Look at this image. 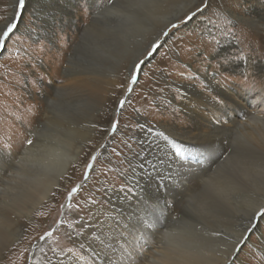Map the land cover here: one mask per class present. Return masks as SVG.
<instances>
[{
  "label": "rangeland",
  "instance_id": "374dc122",
  "mask_svg": "<svg viewBox=\"0 0 264 264\" xmlns=\"http://www.w3.org/2000/svg\"><path fill=\"white\" fill-rule=\"evenodd\" d=\"M73 1L26 0L20 7L19 0H0V27L14 14L18 25L0 44V176L17 172L15 160L28 140L54 143L65 134L60 126L69 124L87 135L77 162L49 200L22 218L17 240L1 252L0 264H62L70 257L102 264L82 240L94 236L92 230L116 208L141 228L133 238L160 223L202 239L173 242L162 234L150 243L160 252L203 245L225 256L244 234L227 264H264V206L249 223L253 205L264 195V154L249 150L236 133L205 136L202 144L176 136L192 126L185 113L190 86L210 103L211 109L199 105V110L213 125L264 115V0H195L175 21L156 27V18L181 0ZM65 3L74 5L71 22L59 9ZM95 16L99 21L90 26ZM207 74L237 96L242 109L220 96ZM74 76L94 78V96L53 89ZM46 117L57 118L59 126ZM75 137L74 147L80 141ZM219 180L234 191L220 196ZM148 249L141 246L144 255L134 264L149 263Z\"/></svg>",
  "mask_w": 264,
  "mask_h": 264
},
{
  "label": "bare ground",
  "instance_id": "6f19581e",
  "mask_svg": "<svg viewBox=\"0 0 264 264\" xmlns=\"http://www.w3.org/2000/svg\"><path fill=\"white\" fill-rule=\"evenodd\" d=\"M10 1L15 3L16 0H10ZM29 1H33V0H29ZM167 1L168 0H144L145 5L150 3L159 4L161 2H167ZM194 2L195 0H181L179 4L180 6L178 5L179 7L171 11L169 9L168 13L166 15L164 14L165 16L162 18L160 17L156 18L157 24H155V27L158 25L164 26L165 24L175 21L177 17L183 12H185L186 9L189 8ZM131 4L128 5L129 8L132 6ZM70 6L71 8L67 7V3H65L64 5L60 4V8H59L60 12L62 13V16L64 18L67 17L66 20L69 22H71L74 17V10H73L74 5L70 4ZM111 12L112 9L107 10L108 14H110ZM124 13H125L124 15L129 14L127 10H125ZM120 14H122V12ZM116 16L121 17V15H116ZM134 16H131V18H133ZM98 21H99L98 18L95 16L92 19L90 26L97 24ZM203 78L205 80V75L203 76ZM93 79L87 77L74 76L68 78L65 84L54 85L53 89L60 93L65 92L70 94H79L91 98L92 96H94L93 92L96 90V86H97L96 82ZM206 80L208 84H210V86L219 93L220 96L224 97L225 100H228L229 103L232 102L233 104H235L236 108L242 109L243 105H241V103L238 101L239 99L237 100V96L235 97V95L230 94L224 87H222L221 84L216 80L215 76H211L210 74H207ZM186 86H188V84H186ZM247 95L249 96V94ZM261 95H264V88L262 89ZM185 99L189 104L188 106L186 105L187 111L185 113L189 117V120L192 122V126L188 130L182 128L183 132L181 131V134L176 136L192 144L194 142H196L197 144L198 143L202 144V142H205V138H204L205 136L208 137L212 134L214 136L216 135L223 136V133H227V134L236 133L242 139H244V142L249 150H253V152L256 153L259 157H262V155L264 154V115L249 116L250 119L246 123L237 122V123H232L231 125L228 124V126L227 125L216 126L217 125L216 123H214L216 125H213L209 121L208 117L204 116V112L199 110L200 109L199 105H202L203 107L209 109H211V105L207 100L206 101L204 100V97L201 96L198 89L193 88L191 86L187 87ZM54 120L58 122L57 118H55ZM54 120L47 117L45 119L46 123L52 122V124L59 126L58 123L54 122ZM237 124L240 125L241 127L239 130L236 128L238 131H235L234 129L236 126H238ZM261 124L262 126H260ZM257 125L259 130L261 129L260 132L257 131L259 134H257L256 130H254L253 128L254 126L256 127ZM60 129L64 130L65 134L63 133L58 134L55 137L54 143H48L46 141L41 140V143L35 144L32 142V144L25 147L20 153V155H18L17 159L15 160V162L18 163L19 165L18 167L16 166L17 172L8 171L6 172L4 177L0 176V181H1L0 254L2 251L7 249V247L10 246L15 240H17V234L20 230L19 224L22 221V218L24 216H27L29 213H31L38 205L45 203L46 201L49 200L50 193L54 191V187L60 184V179L63 177V175L68 171V169L72 166V164H74L78 160L80 149L82 147L81 143L83 142V140H85L87 135L84 134V132H81L80 129L77 128V126H75V124L74 125L69 124L65 127L60 126ZM74 136H76L75 137L76 139L78 138V140H80L79 143L75 145V147L72 145ZM222 176L224 177V175ZM254 180L256 181L257 179L254 178ZM219 181L216 182L217 183L216 186L217 189H221L220 196L227 194L224 193V191H228L230 189L232 192L234 191V189L231 186V183L227 184V182H223V181H220L219 183ZM257 183H255V185H257ZM123 202H125V199H123ZM263 206H264V195L261 198L260 202L256 203V205H253V210L249 215L250 224H252L253 217L255 216L258 217L260 215V211L263 208ZM105 216H107L106 218L107 220H102L99 225V228L98 229L95 228V230H92V232H95L94 233L95 235L94 236L92 235V237L91 236L85 237L82 240L88 246L89 251L93 252L95 255L101 258L102 264H134L135 263L134 259L135 257H137V253L141 252L142 245L147 246V248H149L148 254L144 256V259H146L147 262H149L148 264H227L229 258L235 252L238 244L241 242L244 236V234L240 235L239 236L240 238L236 239L232 243L231 247L228 249L229 250L228 254H226L225 256L223 254H220L219 252H215V251L213 252V249L210 248L205 249L203 245L200 246L198 249H194L190 247L183 249L182 248L183 246L182 247L174 246L175 248L173 247L172 248L173 250L170 248H163L164 252H160L158 250L159 248L158 249L151 248L150 243L152 242V239L154 240L157 238V236L162 234L163 237L167 236L168 239H170L173 242L182 241L183 243H187L196 240L201 242L202 239L196 238L195 235L198 234L195 233L191 234L190 232L187 231L181 234L170 232L164 229L163 228L164 226L160 225V223L158 225H155L157 226V228L155 227L156 230L154 232L150 229L152 232L148 230L146 233L145 230L141 234L142 237L140 239H136V237L133 238L132 233L129 234V232L127 231V229L130 228L132 223L129 222V220L127 219L124 213L122 212L120 213V210L118 211V209L116 208L112 212L111 211L107 212ZM140 230L141 228L138 229V231ZM148 232H150V234H148ZM199 236H201V234ZM136 242L138 245L137 247H134L133 245H135ZM153 243L155 242L153 241ZM37 247L38 246L34 247L33 249L34 251L32 250L30 254V260H32L33 256H35ZM166 250H168L169 253L166 254ZM129 254L131 255V259H129ZM154 256H158V258H154ZM62 264H80V263L77 262L73 257H70L67 259V262Z\"/></svg>",
  "mask_w": 264,
  "mask_h": 264
},
{
  "label": "snow or ice",
  "instance_id": "6c2138e0",
  "mask_svg": "<svg viewBox=\"0 0 264 264\" xmlns=\"http://www.w3.org/2000/svg\"><path fill=\"white\" fill-rule=\"evenodd\" d=\"M25 2H26V0H19V6L24 7ZM197 11H199V9H197ZM217 15H221V13L218 11ZM17 29H18V25L15 22V14H14V16L10 20H8L2 27H0V44H2L4 42L3 41L4 37H9L10 34H12L14 32V30H17ZM27 143L29 145L32 144V140H28ZM3 163H4V159L2 156V149H0V165H2ZM69 195H71V193H69ZM262 219H264V217H262ZM138 228H139V225L133 224L130 226L129 229H127V231L129 232V234H131L133 231L138 230ZM247 231L254 232L255 229L248 228ZM245 243H246V241H245ZM143 255H144V253L142 251L137 253V257H139V258H142ZM129 259H131L130 254H129ZM237 259H240V250L239 249H237Z\"/></svg>",
  "mask_w": 264,
  "mask_h": 264
}]
</instances>
